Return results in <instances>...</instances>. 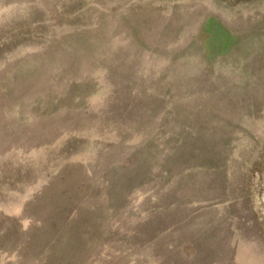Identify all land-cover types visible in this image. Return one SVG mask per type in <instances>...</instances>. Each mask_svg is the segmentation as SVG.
<instances>
[{"label":"rangeland","instance_id":"1","mask_svg":"<svg viewBox=\"0 0 264 264\" xmlns=\"http://www.w3.org/2000/svg\"><path fill=\"white\" fill-rule=\"evenodd\" d=\"M0 264H264V0H0Z\"/></svg>","mask_w":264,"mask_h":264}]
</instances>
